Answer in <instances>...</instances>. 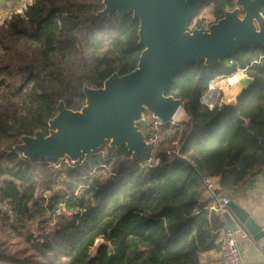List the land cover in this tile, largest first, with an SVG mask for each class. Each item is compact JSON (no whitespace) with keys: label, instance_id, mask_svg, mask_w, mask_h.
<instances>
[{"label":"trees","instance_id":"obj_1","mask_svg":"<svg viewBox=\"0 0 264 264\" xmlns=\"http://www.w3.org/2000/svg\"><path fill=\"white\" fill-rule=\"evenodd\" d=\"M26 5L24 15L16 10ZM102 0H0V228L21 236L41 260L0 251L12 264H207L221 246L223 218L211 209L205 179L225 194L264 175V47H243L217 63L193 61L175 72L165 95L185 119L150 128L147 153L132 159L108 142L53 167L14 150L41 130L62 100L85 102L83 86L132 71L144 48L132 12L98 15ZM215 21L235 0H200ZM264 14V12H263ZM243 13L240 12V16ZM251 79L232 104L200 102L210 84L237 70ZM179 140V156L166 150ZM157 160V162H155ZM46 202L43 204V202ZM47 232L35 236L34 225Z\"/></svg>","mask_w":264,"mask_h":264},{"label":"water","instance_id":"obj_2","mask_svg":"<svg viewBox=\"0 0 264 264\" xmlns=\"http://www.w3.org/2000/svg\"><path fill=\"white\" fill-rule=\"evenodd\" d=\"M199 2L102 0L98 15L116 11L125 16L131 11L139 19L138 43L144 48L137 66L125 74L112 73L100 87L84 85L85 102L79 110L67 108L60 100L56 115L48 120V133L37 130L22 136L14 150L29 160L57 162L66 156L75 162L108 142L116 148L123 144L132 159L144 157L149 128L143 115L149 112L164 123L182 108L180 99L164 94L175 72L200 59L214 64L240 48L264 47V0H235V7L208 30L188 31L187 23ZM222 218L232 229L242 224L254 241L264 240L261 225L234 201L227 202Z\"/></svg>","mask_w":264,"mask_h":264},{"label":"crops","instance_id":"obj_3","mask_svg":"<svg viewBox=\"0 0 264 264\" xmlns=\"http://www.w3.org/2000/svg\"><path fill=\"white\" fill-rule=\"evenodd\" d=\"M232 87L236 90L233 95L223 99L225 104L235 102L236 95L241 91V88L246 87L251 79L244 73H237L231 80ZM185 116V115H184ZM185 119V117H184ZM215 187L218 188V178H210ZM264 175L259 173L249 178L240 186L228 190L225 195L229 200L234 201L240 207L245 209L264 230ZM209 195L208 191L204 198ZM226 226V223H225ZM224 226V227H225ZM264 240L254 241L249 234L245 240L238 243L243 264H255L264 260V251L261 249V244ZM221 259L220 248L216 252H210L204 256V261L207 264H218Z\"/></svg>","mask_w":264,"mask_h":264},{"label":"built area","instance_id":"obj_4","mask_svg":"<svg viewBox=\"0 0 264 264\" xmlns=\"http://www.w3.org/2000/svg\"><path fill=\"white\" fill-rule=\"evenodd\" d=\"M26 10V5H22L19 7L16 12L24 15ZM8 17V16H7ZM6 17V18H7ZM9 18V17H8ZM5 19L0 20V24H4ZM258 59H264V53H262ZM244 72V69L237 70L234 74L227 77L228 82L230 83L231 80L235 77L237 73ZM212 82L208 88V90L201 96L200 102L205 105L208 109H212L219 101V89L221 87L215 88ZM149 113V112H148ZM150 114V120H147V123L150 124V128L153 130H157L158 127L161 125L162 121L158 118L152 116ZM174 123L173 119L170 120ZM166 155L169 160L173 159L175 156H179V140L173 139L169 143V146L166 150ZM157 162V160L155 161ZM206 190L208 191L212 203L211 209H213L216 213H218L222 217V213L226 209V204L229 199L223 195L217 187L212 183L210 178L205 179L204 181ZM264 191V189H263ZM249 237V233L246 228L242 224H235V229H232L227 224L223 227L221 232V246H220V256L221 259L218 264H243L241 253L238 247V243L241 240H245ZM255 264H264V260L257 262Z\"/></svg>","mask_w":264,"mask_h":264},{"label":"rangeland","instance_id":"obj_5","mask_svg":"<svg viewBox=\"0 0 264 264\" xmlns=\"http://www.w3.org/2000/svg\"><path fill=\"white\" fill-rule=\"evenodd\" d=\"M6 19V15L0 12V20ZM215 22V17L212 15V12L209 7H202L195 11L194 15L190 19V21L187 23V30L191 31L193 29H202V30H208L209 25L211 23ZM232 81L229 83L227 80V77L220 78L216 81H214L213 85L215 88L221 87L219 89V100L222 101L223 99L233 95L234 92H236L235 89L232 87ZM144 118L150 120V114L147 112L143 115ZM184 113L182 109L178 112V114L173 118L174 123L180 122L184 119ZM106 143V142H105ZM104 143V144H105ZM109 145V143H108ZM70 161V160H69ZM61 162L68 163V158L65 156L62 159H59L56 163L57 164H51L53 167H57L60 165ZM46 202L44 201L43 204ZM48 228H45V225H34L32 233H34L35 236H39L45 232H47ZM0 251L13 254L15 257L18 258H31L36 261H40L41 258L36 255L28 246V244L24 241V239L21 236H17L16 234L12 233L7 228H0ZM0 264H12L8 262L0 261Z\"/></svg>","mask_w":264,"mask_h":264},{"label":"bare ground","instance_id":"obj_6","mask_svg":"<svg viewBox=\"0 0 264 264\" xmlns=\"http://www.w3.org/2000/svg\"><path fill=\"white\" fill-rule=\"evenodd\" d=\"M180 110H181L180 108H178V109L176 110V112H175L173 118L178 114V112H179Z\"/></svg>","mask_w":264,"mask_h":264}]
</instances>
